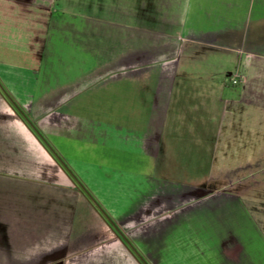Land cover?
<instances>
[{"label": "crops", "instance_id": "0c3cea01", "mask_svg": "<svg viewBox=\"0 0 264 264\" xmlns=\"http://www.w3.org/2000/svg\"><path fill=\"white\" fill-rule=\"evenodd\" d=\"M0 83L99 205L0 90V264H141L112 222L140 249L177 226L174 264H264V204L206 201L248 168L264 0H0ZM176 158L189 200L146 201Z\"/></svg>", "mask_w": 264, "mask_h": 264}, {"label": "rangeland", "instance_id": "374dc122", "mask_svg": "<svg viewBox=\"0 0 264 264\" xmlns=\"http://www.w3.org/2000/svg\"><path fill=\"white\" fill-rule=\"evenodd\" d=\"M78 34H79V29L72 28L67 30V32L65 33V37L68 39L75 37V39L78 40L79 37ZM231 72L232 74H234L236 70L233 69ZM235 80L238 81L239 78H235ZM177 99H179V95H177ZM262 100H264V93ZM172 113H174V111H172ZM257 114H258V116L256 117L257 124L253 126L248 125V129L246 133L247 141L245 142V145L246 148L248 149L247 158L242 159V161L248 162V168L241 174H233V173L216 174L215 185L216 188H220V189H213L209 187L206 191L208 192L210 191L209 193H211V195H209V198L206 201H212L211 200L212 195L214 194L218 195V192L219 193L222 192L226 194L239 195V197L242 198V201H250L249 202L250 204H253L256 201L264 204V110ZM250 139H255V140H250ZM205 160L208 161L209 159H205ZM175 163L176 165L167 167L168 168L167 170L162 169L161 171H159L157 177L153 179L150 185L146 187L145 189L146 191L144 190L141 191V192H145L146 201H153V202L176 201L178 199L179 201L189 200V199L187 200L188 197L181 192L183 185L182 183L179 182V173H176L177 171L179 172V167H178L179 158H176ZM229 180L232 181L233 184H235L234 187H230L228 185L230 182ZM136 188H137L136 191H139L138 185H136ZM143 200L144 199L141 198V196H139V194L136 192L133 201H143ZM195 201H200V200L199 198L198 199L196 198ZM154 204L155 203L152 204L153 208H154ZM210 207H212L211 210H209L208 207L206 206L202 208L198 207L200 210L198 213H213L214 209L216 213H223L224 211V209H222V207L219 206H210ZM256 207H257L256 204L255 205L253 204L252 206H248V208L253 211L255 210ZM175 210L176 208L175 209L168 208L166 211L167 212L166 216H169V218L173 219L176 215ZM119 230L122 234H124V232L121 229ZM177 230H179V228L177 226H174L173 229L171 228L169 229V232L167 233L168 235L166 234V236L162 235V237H159L157 235V236L148 237L146 240L142 239L141 242V246L143 247L142 249H140L139 245H136L133 240H130L126 236V234L124 235L129 239L131 244L134 246V248L146 261L147 264H174L175 262L173 260L179 256V235L177 233Z\"/></svg>", "mask_w": 264, "mask_h": 264}, {"label": "trees", "instance_id": "16d2710c", "mask_svg": "<svg viewBox=\"0 0 264 264\" xmlns=\"http://www.w3.org/2000/svg\"><path fill=\"white\" fill-rule=\"evenodd\" d=\"M0 90L4 94H7L9 101L13 104V106L17 110V112L24 118L25 122L31 127V129L33 130V132L43 141V143L46 145V147L55 155V157L61 163V165H63V167H65V169L71 174V176L77 182V184H78L79 188L81 189V191H83L92 201H94V203H96L98 205V203L93 199V197L91 196V194L89 193V191L77 179V177L70 171V169L65 164V162L63 161V159L60 157V155L57 153V151L52 147V145L48 142V140L44 137V135L37 129V127L34 125V123L29 119V117L13 101V99L6 92L4 86L1 83H0ZM112 224L115 226V228L117 229L119 235L121 236V238L123 239V241L125 242V244L129 247V249L131 250V252L137 257V259L139 260V262L141 264H147L146 261L141 257V255L137 252V250L131 244V242L129 241V239L124 234H122L120 232V230L118 229V227H116V225L113 222H112Z\"/></svg>", "mask_w": 264, "mask_h": 264}, {"label": "built area", "instance_id": "2783aa9c", "mask_svg": "<svg viewBox=\"0 0 264 264\" xmlns=\"http://www.w3.org/2000/svg\"><path fill=\"white\" fill-rule=\"evenodd\" d=\"M238 77H239V75H238V74H236V75H235V78H238Z\"/></svg>", "mask_w": 264, "mask_h": 264}]
</instances>
